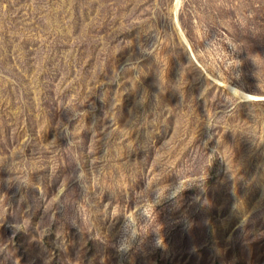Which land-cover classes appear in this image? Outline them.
I'll use <instances>...</instances> for the list:
<instances>
[{
	"label": "rangeland",
	"instance_id": "374dc122",
	"mask_svg": "<svg viewBox=\"0 0 264 264\" xmlns=\"http://www.w3.org/2000/svg\"><path fill=\"white\" fill-rule=\"evenodd\" d=\"M0 264H264V0H0Z\"/></svg>",
	"mask_w": 264,
	"mask_h": 264
},
{
	"label": "water",
	"instance_id": "95a60500",
	"mask_svg": "<svg viewBox=\"0 0 264 264\" xmlns=\"http://www.w3.org/2000/svg\"><path fill=\"white\" fill-rule=\"evenodd\" d=\"M188 54H189V57H190L192 63L195 64V65H197V62H196V60H195V58H194V56L192 55V53H191L190 50L188 51Z\"/></svg>",
	"mask_w": 264,
	"mask_h": 264
},
{
	"label": "bare ground",
	"instance_id": "6f19581e",
	"mask_svg": "<svg viewBox=\"0 0 264 264\" xmlns=\"http://www.w3.org/2000/svg\"><path fill=\"white\" fill-rule=\"evenodd\" d=\"M228 90H229V88H228ZM231 91V90H230Z\"/></svg>",
	"mask_w": 264,
	"mask_h": 264
}]
</instances>
